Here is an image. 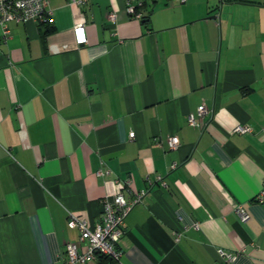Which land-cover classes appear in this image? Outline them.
Returning <instances> with one entry per match:
<instances>
[{"label": "crops", "instance_id": "0c3cea01", "mask_svg": "<svg viewBox=\"0 0 264 264\" xmlns=\"http://www.w3.org/2000/svg\"><path fill=\"white\" fill-rule=\"evenodd\" d=\"M48 3L49 28H0V264H64L68 215L93 228L125 179L145 197L119 264H264V0H146L138 20L123 0Z\"/></svg>", "mask_w": 264, "mask_h": 264}, {"label": "built area", "instance_id": "2783aa9c", "mask_svg": "<svg viewBox=\"0 0 264 264\" xmlns=\"http://www.w3.org/2000/svg\"><path fill=\"white\" fill-rule=\"evenodd\" d=\"M89 0H68L69 4L74 6H84ZM125 4V13L131 18L138 20L141 18L139 8L146 0H123ZM158 1V0H150ZM178 4H183L187 0H170ZM53 12L49 7L48 0H0V28L2 30V38L8 39L11 31L7 25L11 22L16 24H24L26 22H51ZM108 22L116 23V12L109 11L107 16ZM77 45H84L86 38L84 35L83 24H77L73 27ZM208 114V110L204 105L197 109L196 117L190 115L187 118L190 127H203V118ZM252 132L248 126L237 125L231 131L232 134L245 135ZM134 138V133L129 134V139ZM169 150H175L179 146V139L176 136L170 137L167 141ZM176 168V164H172L171 170ZM110 172L98 171L97 176H108ZM146 181H149L146 178ZM155 181L165 186L160 176L155 177ZM123 187L128 196L125 197L119 193L111 198L102 200V214L99 222L93 228H90L87 222L73 214H69L67 218V228L77 230L79 233L78 242H70L65 246L64 264H86L94 259L97 255L110 257L115 263L119 264L120 252L117 249V243L123 235L124 221L129 212L142 202L145 197L144 191L133 192L131 189V180L125 179ZM258 204L264 203V183L261 190L255 197ZM236 216L241 222L249 219L248 214L241 206H237L234 210ZM194 229H199V224H193ZM175 242L181 236V232L174 233ZM84 244V251L80 252V244ZM219 261L215 264H229L235 260V255L217 250Z\"/></svg>", "mask_w": 264, "mask_h": 264}, {"label": "trees", "instance_id": "16d2710c", "mask_svg": "<svg viewBox=\"0 0 264 264\" xmlns=\"http://www.w3.org/2000/svg\"><path fill=\"white\" fill-rule=\"evenodd\" d=\"M42 26L47 29L49 28L50 24L43 23ZM96 258L98 259L99 264H115V262L110 257L107 256L97 255Z\"/></svg>", "mask_w": 264, "mask_h": 264}]
</instances>
